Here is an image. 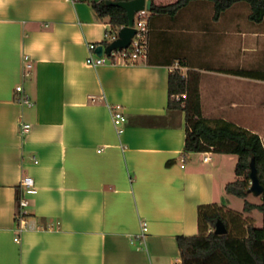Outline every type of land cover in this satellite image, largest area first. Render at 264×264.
<instances>
[{
    "label": "crops",
    "instance_id": "1",
    "mask_svg": "<svg viewBox=\"0 0 264 264\" xmlns=\"http://www.w3.org/2000/svg\"><path fill=\"white\" fill-rule=\"evenodd\" d=\"M249 14L237 3L216 19L208 0L151 13L146 59L94 67L88 44L106 39L110 24L89 2L0 0V264H181L177 236L199 233V206L234 209L225 186L238 156L184 153L186 113L168 107L169 76L189 77L203 117L264 143V79L234 73L264 70L253 60L264 20ZM117 103L122 134L108 106ZM26 176L36 186L25 194L33 227L19 243L16 196Z\"/></svg>",
    "mask_w": 264,
    "mask_h": 264
},
{
    "label": "trees",
    "instance_id": "2",
    "mask_svg": "<svg viewBox=\"0 0 264 264\" xmlns=\"http://www.w3.org/2000/svg\"><path fill=\"white\" fill-rule=\"evenodd\" d=\"M90 3L97 17L110 24V33L117 34L129 22L127 12L117 5L101 1L85 0ZM128 1V0H122ZM193 0H177L161 5L152 1L151 13L175 15ZM214 5V18L218 19L226 10L237 3H246L250 9L249 18L255 23L264 20V0H208ZM100 44L109 45L106 38ZM234 73L264 79V70H235ZM196 90H191V80L174 69L169 76V101L171 109H183L186 113V139L184 153L214 151L234 153L238 156L235 166L237 178L226 184L228 194L244 199L243 210H259L264 221V192L261 202L248 199L251 186L250 163L252 158L264 185V143L261 136L236 123L219 118L208 119L202 116L201 103ZM22 189L17 188V203ZM17 204V208L18 205ZM199 233L178 235L177 242L181 253V264H264V224L256 226L245 218L242 212L217 203L202 204L198 208ZM221 219L228 232L217 234L215 226Z\"/></svg>",
    "mask_w": 264,
    "mask_h": 264
},
{
    "label": "built area",
    "instance_id": "3",
    "mask_svg": "<svg viewBox=\"0 0 264 264\" xmlns=\"http://www.w3.org/2000/svg\"><path fill=\"white\" fill-rule=\"evenodd\" d=\"M149 18H150V11L145 7L138 12H136L134 17V24L133 26L136 29V33L132 38L130 45L126 48L121 49H114L110 53L103 52L101 56L96 53V48L100 45L97 42H89L88 48L90 50V54L86 59L88 65L91 66H98L104 64L106 62H115L117 59H123V61H137L139 59H146L149 52V33H150V26H149ZM118 37V33H110L109 30L106 33V38L109 39V44L112 43ZM106 45H104L105 47ZM25 59L28 60V56H25ZM26 75H29L30 68L32 67L31 62H26ZM177 68V67H176ZM16 91L21 93L20 101L23 104L32 105L33 102L27 94H24V89L22 85H18L16 87ZM92 99L95 100L96 98L92 96ZM112 116V120L116 131L118 134H122L124 132V124L126 122V114L124 112V107L121 104H108ZM21 128L23 132H26L30 128V124L22 123ZM206 160L209 157L205 158ZM23 190L22 196L19 201V206L16 211V236L15 240L17 242H21V235L25 231L29 230L33 227L28 219V200L26 199L25 194L27 192L35 190L36 186L34 180L30 176L24 177L23 181ZM147 222L143 221L141 224V236H144L147 231Z\"/></svg>",
    "mask_w": 264,
    "mask_h": 264
},
{
    "label": "water",
    "instance_id": "4",
    "mask_svg": "<svg viewBox=\"0 0 264 264\" xmlns=\"http://www.w3.org/2000/svg\"><path fill=\"white\" fill-rule=\"evenodd\" d=\"M95 1H101V0H95ZM104 2L108 5H117L122 8H124L127 12V16L129 19V22L126 26L122 27L118 32V37L109 45L105 46L103 44H100L96 48V53L101 56L103 52L110 53L114 49H121L126 48L130 45L133 36L136 33V29L133 26L134 24V17L136 12L145 9L151 11L152 9V0H128V1H122V0H104ZM250 177H251V186L249 188V192L253 193L255 196H261L264 192V185L262 184L258 170L255 164L254 158H252L250 163ZM215 232L217 234H226L228 232V229L225 225V223L218 219L215 226Z\"/></svg>",
    "mask_w": 264,
    "mask_h": 264
},
{
    "label": "rangeland",
    "instance_id": "5",
    "mask_svg": "<svg viewBox=\"0 0 264 264\" xmlns=\"http://www.w3.org/2000/svg\"><path fill=\"white\" fill-rule=\"evenodd\" d=\"M211 4H213L211 1H209ZM241 4H246L244 2H242ZM236 11H239L241 13L242 16L246 17V15L248 14V9L245 6H241L239 8H237ZM261 30H264V23L262 25L259 26ZM257 50L256 55L254 56L253 54V60L258 59L259 62H262V64H264V36H260L258 37V40L255 43L254 46ZM230 203L232 205V207H234V209L236 208H241L243 209L244 206V199L237 197V196H230ZM248 199L253 201V202H261V197L260 196H255L253 193H250L248 195ZM239 211V210H237ZM242 212L243 216L245 218H247L248 220H251L256 226H263L264 221H263V214L259 211V210H253L251 212H245L244 210L240 211Z\"/></svg>",
    "mask_w": 264,
    "mask_h": 264
}]
</instances>
